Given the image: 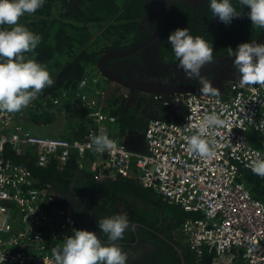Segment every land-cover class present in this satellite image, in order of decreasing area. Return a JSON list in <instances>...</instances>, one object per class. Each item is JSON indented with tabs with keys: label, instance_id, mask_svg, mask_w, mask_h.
<instances>
[{
	"label": "built area",
	"instance_id": "1",
	"mask_svg": "<svg viewBox=\"0 0 264 264\" xmlns=\"http://www.w3.org/2000/svg\"><path fill=\"white\" fill-rule=\"evenodd\" d=\"M229 88L227 97L178 93L161 99L165 106H182L185 116L179 123L151 119L142 134L144 149L124 139H112L116 147L111 151L90 147V137L114 125L116 118L104 112L105 89L89 85L87 79L72 97H37L20 112H0V264H53L52 250L79 230L50 186H43L25 165L5 157L6 152L28 156L39 168L56 163L59 169L75 154L79 169L99 179H130L135 170L144 189L185 213L200 214L186 219L177 232L196 255L224 257L236 249L247 264H264V202L242 182V172H252V161L264 159L263 152L248 142L251 131L264 139V86L234 82ZM75 112L85 115L82 137L75 136L80 124L79 129L72 125L63 139L40 134L41 127L52 122L38 127L30 121L32 114L46 115L53 123L63 119L66 128L71 115L79 120ZM210 115L222 124L210 125L201 137L211 151L201 156L189 149L186 137L199 135ZM131 138L136 143V137Z\"/></svg>",
	"mask_w": 264,
	"mask_h": 264
},
{
	"label": "flooded vegetation",
	"instance_id": "2",
	"mask_svg": "<svg viewBox=\"0 0 264 264\" xmlns=\"http://www.w3.org/2000/svg\"><path fill=\"white\" fill-rule=\"evenodd\" d=\"M207 1H104L107 6L113 2L118 4L121 11L114 19L120 15L122 19L117 23L115 20L113 22L119 29L118 32H111L115 34V37L109 40L111 43L103 41L105 45L99 47L98 78L103 89L121 92L124 112L137 109L152 96L155 100L164 99L165 96L172 99L177 92L185 88L200 90L201 85L197 80L188 79L177 67L179 62L172 61L162 54H165L163 50L169 43L170 9L180 7L194 11L198 7L208 6ZM84 2L85 0H61L62 4H67L66 16L80 14L79 9L83 7ZM134 14L135 19L123 17ZM110 25L106 23L104 29L108 30ZM263 34L264 31L248 43H264V37L261 38ZM231 58L234 56L230 53L213 56V62L200 69L201 76L210 81L220 94H225L234 82H240V74L233 67V63L226 69ZM224 70L227 71L220 82L213 83ZM145 83H152L160 95L139 89V85ZM61 177L54 182L52 190L79 230L95 233L104 245H108L111 242L106 234L101 233L98 220L115 215L127 217L130 228L125 231L123 239L115 242L122 252L127 253L126 264H234V261L227 263L216 255L210 258L202 254L195 263L188 261L183 247L178 243L182 239L181 236H177L176 231L171 233L173 218L170 208H167L168 203L162 198L166 206L155 202L149 194H134L126 183L121 189L120 182L109 178H96L84 173L82 169H76L72 176L64 172Z\"/></svg>",
	"mask_w": 264,
	"mask_h": 264
},
{
	"label": "trees",
	"instance_id": "3",
	"mask_svg": "<svg viewBox=\"0 0 264 264\" xmlns=\"http://www.w3.org/2000/svg\"><path fill=\"white\" fill-rule=\"evenodd\" d=\"M104 1L105 0H90V2H86L85 0L83 7L79 9V11H81L80 14L73 13L70 16H66L68 9L66 7L67 4H62L61 0H44L43 6L35 13L25 14L20 17L18 23L21 26L28 28L35 35L41 37V41L37 47L31 52L25 53V59L35 60L42 67L46 68L51 78L54 80V84L51 87H46L37 96L38 99L51 100L62 94L72 97L78 93L81 83L86 79L89 85L94 87L101 86L99 83L100 79L98 77L100 76L97 66V58L100 55L98 54L100 50L99 47L105 45L104 42H109L111 38L115 37L113 33L114 31L118 32L119 29V26H114L113 23H110L111 25L107 27L108 30L104 29L105 26L103 23L107 20L110 21L114 19L121 11L118 4L113 2L115 5L111 3L107 6L104 5ZM207 2L208 6L198 7L194 11L190 8L184 9L180 7L170 9L169 34L178 28H187L190 35L193 37L199 36L210 46H213V56H223L230 53L229 48L234 51L240 44L250 42L259 33L264 31V28L252 26V22L247 15L250 10L246 6H243L244 8L241 10L242 6L239 4V0H230V3L233 4L237 11L241 10L242 14L240 17L233 18L228 25L221 22L218 17L213 16L210 9V0ZM123 17L126 19H135L136 15H124ZM120 19H122L121 15L114 20L117 23ZM0 27L8 29L10 26L4 25ZM110 43L111 42H109V44ZM167 45V48L163 50L165 54L162 55L167 56L172 61L179 62L174 55L171 44L168 43ZM229 92L230 88L228 87L223 95L227 97ZM104 112L116 118V123L111 126L116 128L117 135L112 134L111 131L114 127L111 129L110 125L107 127V130L104 131L111 140H120V136L125 135L128 131L143 134L151 119L179 123L185 116V109L182 106H165L161 102V99L155 100L153 96L145 100L137 109H131L128 112H124L122 95L111 96L106 101ZM82 113L77 112L73 114L79 118L78 121H74L71 115L68 118L70 124H68L66 128H63L64 130H62L61 133H44L47 128L41 127L40 134L67 139L70 135L68 134V130L73 129L72 125L77 126L79 129L80 124V132L75 134V136L82 137L85 132L84 121L82 122L85 115ZM30 121L35 123L38 127L53 122L51 116L33 114L30 117ZM248 142L251 146L261 150L264 154V139L261 138L257 132L251 131L249 133ZM5 157L25 165L43 186L51 187L56 180L62 178L61 176L64 172H66V175L72 176L73 172L79 169L77 156L75 154H72L71 159L62 169H59L56 163H51L46 168H39L31 158H27L28 156L17 157L6 152ZM83 171L84 173L86 172V174L93 175L84 169ZM242 174V182L250 190L252 196L264 202V178L246 170H244ZM109 179L120 182L121 184L119 186L121 189L125 187L124 183H126L127 187L130 188L134 194L142 196L144 194H149L151 195L149 197L155 202H159V204L165 206L167 205L166 203L164 204L165 201L162 202L159 196L144 189L137 181H133L122 175H117ZM92 180L94 179L92 178ZM59 205L64 208L60 203ZM167 208H170V215L173 218L171 233L172 231H176V233L179 232L186 219L201 217L200 214L185 213L179 206L168 204ZM178 243L183 247L188 261L192 263L198 261L200 256H197L186 244H183L181 239ZM234 252H236V257L233 263L246 264L242 258L241 252L235 250ZM202 255H207L210 258L215 256L214 253L209 252H204Z\"/></svg>",
	"mask_w": 264,
	"mask_h": 264
},
{
	"label": "clouds",
	"instance_id": "4",
	"mask_svg": "<svg viewBox=\"0 0 264 264\" xmlns=\"http://www.w3.org/2000/svg\"><path fill=\"white\" fill-rule=\"evenodd\" d=\"M44 4V0H0V112L17 113L29 106L46 87H51L54 80L46 68L32 59H25V53L33 51L41 41L28 28L18 22L25 14H33ZM247 13L252 26L264 28V0H239ZM213 16L225 25L233 18L241 16V10L230 3V0H210ZM175 57L179 60L177 67L183 69L188 79L195 78L201 85V94L218 95V90L210 81L204 79L200 69L213 62V46L203 38L193 37L188 29H176L168 36ZM230 54L234 56L233 67L240 74V85L264 86V43H242ZM222 121L215 115L205 118L200 126V134L186 137L189 149L201 156H210L211 151L201 137L210 125H220ZM90 147L104 152L115 149L116 145L104 131L90 137ZM252 172L264 178V159L253 160ZM35 211V210H34ZM101 233L106 234L108 245H104L93 232L75 230L74 235L64 238L61 248L52 250L53 264H126L127 253L115 243L124 238L130 228L125 215H115L98 220Z\"/></svg>",
	"mask_w": 264,
	"mask_h": 264
},
{
	"label": "crops",
	"instance_id": "5",
	"mask_svg": "<svg viewBox=\"0 0 264 264\" xmlns=\"http://www.w3.org/2000/svg\"><path fill=\"white\" fill-rule=\"evenodd\" d=\"M65 124H66V122L63 120V119H60V120H58V121H56V122H52L51 123V126H49L48 128H47V130L46 131H44V133H46V132H49V134H53V133H61L62 132V130H64L63 128H65ZM114 126H111V129L113 128ZM112 132V134L113 135H117L116 134V128L114 127L113 128V130L111 131ZM132 136H135L136 137V143H134V141L132 140ZM119 139H124V142L125 143H127L128 145H134V147H136V148H138V149H144V142H143V138H142V134H139V133H137V132H134V131H128L127 132V134H125V135H122V136H120V138ZM137 173L135 172V170L133 171V175H132V177L130 178L131 180H133V181H137ZM50 189H51V191H52V193H53V195L55 196V194H54V192H53V190H52V186L50 187ZM56 198V197H55ZM56 201L58 202V200L56 199ZM59 204V203H58ZM235 251H238V252H240V250H236V249H234ZM234 250H232L229 254H227L226 256H224V257H221L223 260H224V262H226L227 261V263L228 262H231V261H234V259H235V253L236 252H234ZM247 264V263H246Z\"/></svg>",
	"mask_w": 264,
	"mask_h": 264
},
{
	"label": "water",
	"instance_id": "6",
	"mask_svg": "<svg viewBox=\"0 0 264 264\" xmlns=\"http://www.w3.org/2000/svg\"><path fill=\"white\" fill-rule=\"evenodd\" d=\"M262 37H264V34L261 36V38H262ZM122 53H126V52H122ZM233 60H234V58H231V61L228 62L227 66H226V69H227V68L233 63ZM179 69H180L181 71H183V69H181V68H179ZM226 71H227V70L222 71L221 75H218V76L216 77V79L214 80L213 83L220 82L221 78H223V74H224ZM183 72H184V71H183ZM139 86H140L139 89H145V90H147V91H150V92H153V93H157V95H160V94L157 92L158 90H156V89L154 88V86H153L152 83L140 84ZM159 92H160V91H159ZM178 93H195V94H201L200 90H197V89H191V88H185V89H182L180 92H177V94H178ZM164 99H165V100H168V99H170V97H169V96H165ZM177 250L180 252L179 249H177Z\"/></svg>",
	"mask_w": 264,
	"mask_h": 264
},
{
	"label": "rangeland",
	"instance_id": "7",
	"mask_svg": "<svg viewBox=\"0 0 264 264\" xmlns=\"http://www.w3.org/2000/svg\"><path fill=\"white\" fill-rule=\"evenodd\" d=\"M114 22V19H112V20H110V21H105L104 23H103V25H106V23H113ZM103 88V87H102ZM105 97L107 98V99H109L111 96H119V95H122L121 94V92H118V91H113V90H107V89H105Z\"/></svg>",
	"mask_w": 264,
	"mask_h": 264
},
{
	"label": "bare ground",
	"instance_id": "8",
	"mask_svg": "<svg viewBox=\"0 0 264 264\" xmlns=\"http://www.w3.org/2000/svg\"><path fill=\"white\" fill-rule=\"evenodd\" d=\"M110 101V100H109ZM114 101V100H113ZM161 102L163 103V100H161ZM111 103V102H110ZM179 106V105H178Z\"/></svg>",
	"mask_w": 264,
	"mask_h": 264
}]
</instances>
